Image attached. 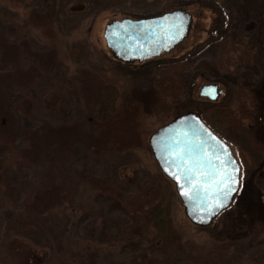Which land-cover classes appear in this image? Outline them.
Returning <instances> with one entry per match:
<instances>
[{"label":"rangeland","instance_id":"374dc122","mask_svg":"<svg viewBox=\"0 0 264 264\" xmlns=\"http://www.w3.org/2000/svg\"><path fill=\"white\" fill-rule=\"evenodd\" d=\"M179 8L192 25L170 52L112 57L107 24ZM216 79L225 95L210 106L197 90ZM221 110L216 131L244 161L241 201L197 227L148 138L188 113L211 125ZM156 211L171 244L147 251L144 216ZM44 261L264 264V0H0V264Z\"/></svg>","mask_w":264,"mask_h":264},{"label":"water","instance_id":"95a60500","mask_svg":"<svg viewBox=\"0 0 264 264\" xmlns=\"http://www.w3.org/2000/svg\"><path fill=\"white\" fill-rule=\"evenodd\" d=\"M181 22L182 27L178 31L177 26ZM191 25V14L179 8L156 17L113 21L104 27L103 39L116 61L141 63L170 52L188 37ZM208 89L202 87L199 96H206L205 90ZM148 146L161 173L173 183L184 215L191 224L207 227L231 204L238 189L230 194L228 200H224V207L215 213L211 211V192L215 191V181L221 178L214 175V169H220L225 174L232 173L239 182V165L229 146L196 114L181 115L162 125L149 136ZM181 150L182 159L178 155ZM222 162H225L223 166ZM175 175L181 177L179 182ZM197 184L201 199L194 198L190 191ZM208 185L213 187L206 197L204 189ZM182 192L190 194L185 196ZM217 198L223 199V195Z\"/></svg>","mask_w":264,"mask_h":264},{"label":"flooded vegetation","instance_id":"af4514ba","mask_svg":"<svg viewBox=\"0 0 264 264\" xmlns=\"http://www.w3.org/2000/svg\"><path fill=\"white\" fill-rule=\"evenodd\" d=\"M238 36H239V34H238ZM248 36L250 38H252V36H250V32L247 33V37ZM235 40H237V42H238V38L237 37H235ZM233 42H234L233 44L237 43L235 41H233ZM241 42L243 43V42H245V40L244 41L241 40ZM242 45L243 44H241V46ZM230 62H232V60H225V64L226 65H228V63H230ZM237 69H238L237 66H236V68L233 69V71H234L233 73H235V76H234V79L233 80L235 81V83H238V80L236 79L237 78V74L236 73H238V70ZM229 71H231V69ZM225 74L228 75L229 73H225ZM189 77H191V75H189ZM221 83L222 82H220L219 80L216 79V80H210V81H208V82H206L204 84L199 85L198 90H197V96H198V98L204 100L205 103L208 104V105H210V106H212V105H217L218 106L220 104V101H221L220 98H222L225 95V90L223 89V86L221 85ZM192 85H195V81H192ZM202 87H204V88L205 87H207V88H213V87H215L216 88V89L214 88L216 90L215 93H214L215 98H212V96H210V95H206V96H202V97L199 96L200 89ZM238 87H239V85L236 84V88H237L238 94H240L242 91H246L247 90V88H245V87H240V88H238ZM208 90H205V93ZM221 109H223V108H221ZM207 110H208V108H207ZM219 113H220L219 116H215V118H217V119L213 120L214 122H211V125H210V122H208L206 119H203L202 120L201 114H199V113H194V114H196L205 123L206 126H208L221 140H223L229 146V148L232 151L233 156L235 157V159H236V161H237V163L239 165V168H240V177H241L242 165H244L243 158L241 157L240 153H238V151H235V149L233 148V145L228 142V139L226 137L222 136L220 133H218L216 131V128L218 127L217 125L221 124L222 122H224L227 119V116H226V113L225 112H222V110H221V112H219ZM239 114H240V119L242 121H248V120L251 121V119H252L251 114L249 112H247V110H240L239 111ZM204 115L206 117H208V113H207L206 110L204 111Z\"/></svg>","mask_w":264,"mask_h":264},{"label":"snow or ice","instance_id":"6c2138e0","mask_svg":"<svg viewBox=\"0 0 264 264\" xmlns=\"http://www.w3.org/2000/svg\"><path fill=\"white\" fill-rule=\"evenodd\" d=\"M180 27H182V22L181 25L177 26V30H180ZM214 88H210L205 94L212 96V98H215L214 93H215ZM174 154V153H170ZM178 155L183 158V150H181ZM219 159V157H217ZM225 162H222V166L224 165ZM187 168V166H186ZM233 171H238L236 169H233ZM214 175H219L221 178L218 181H215V191L211 192V196L213 199V203L210 205L211 211L213 213L216 212L217 209L224 207V200H228L230 198V194L234 193L238 189V180L232 175V173H227L225 174L222 172L220 169H214ZM175 179H177V182L181 179L179 175L174 176ZM221 185H223V188H221ZM213 187V185H208L204 189V195L207 197L210 194V190ZM191 191V194L194 198L196 199H201L200 197V188L199 184L196 185V187ZM183 195L188 196L190 193L189 192H182ZM223 195V199H218L220 195Z\"/></svg>","mask_w":264,"mask_h":264},{"label":"trees","instance_id":"16d2710c","mask_svg":"<svg viewBox=\"0 0 264 264\" xmlns=\"http://www.w3.org/2000/svg\"><path fill=\"white\" fill-rule=\"evenodd\" d=\"M48 9H50V7H47V10L45 11L46 13L44 15L50 13V11ZM118 174L119 173L116 172V175L117 176H118ZM239 193H240V191L238 192L237 196L235 197V200L233 201V203L231 204V206L229 207V209L230 208L232 209L234 207L236 208L237 203H239V201H241L242 194L239 195ZM224 212H222V213H224ZM160 215H161L160 212L159 211L158 212L156 211V213L154 214V217L151 220L148 219L147 216H144L145 221H147L146 224L148 226L149 225H153L154 226L153 228L155 229V233L153 234V236L151 238H148V239L145 238V241L147 243V247H145V248H146L147 251L150 250V249H157L156 240H158V239H160L161 242L163 243V245H165L164 247H167V246H169L171 244L170 238L167 239V238H165L163 236L164 233L167 232V231H166V228H165L164 221L160 219ZM189 224H190V222H189ZM57 232L58 233L56 234V237L58 236V239L61 240V245H63L62 242H65L66 241V238H67L66 237V234L67 233H66L65 229H60V230L58 229ZM164 247L162 246V248H158L160 250V252L163 251V254H165L164 253L165 252V248ZM141 260H145V261H148L149 262L150 259L145 254H143L140 257V261ZM43 264H50V261L49 262L44 261Z\"/></svg>","mask_w":264,"mask_h":264}]
</instances>
